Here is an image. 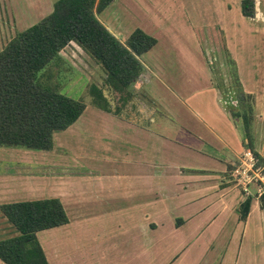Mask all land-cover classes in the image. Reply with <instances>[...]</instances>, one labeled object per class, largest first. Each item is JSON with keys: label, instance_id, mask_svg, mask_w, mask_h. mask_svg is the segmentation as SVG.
Returning <instances> with one entry per match:
<instances>
[{"label": "crops", "instance_id": "1", "mask_svg": "<svg viewBox=\"0 0 264 264\" xmlns=\"http://www.w3.org/2000/svg\"><path fill=\"white\" fill-rule=\"evenodd\" d=\"M56 1L17 2L8 36L16 27L36 24L31 23L39 11L48 16ZM143 1L114 0L99 14L123 42L137 28L158 40L141 57L145 70L132 86L133 97L121 106L110 93L109 111L86 102L76 122L54 132L51 149L0 146L10 150L9 156L0 155V239L19 235L3 204L58 198L69 222L37 232L48 264H73L68 250H103L108 237L115 240L111 249L136 247L146 258L153 249L172 250L171 264H179L182 251L199 246L213 257L207 264L221 259L264 264L261 197L255 187L246 195L231 176L244 149H252L250 140L255 150L264 147V54L258 47L264 39V0H254L252 17L243 13V0L234 8L232 0H223L226 16L215 15V22L197 21L201 15L185 4L159 3L151 12L154 7ZM231 12L239 25L254 26L258 44L249 53L230 45V27L238 25ZM222 31L239 88L217 81L211 67L217 56L210 44ZM96 66V80L104 83V70ZM197 67L202 78L193 72ZM242 92L254 97L250 140L239 116ZM74 155L85 162L74 163ZM0 264L6 263L0 259Z\"/></svg>", "mask_w": 264, "mask_h": 264}, {"label": "trees", "instance_id": "2", "mask_svg": "<svg viewBox=\"0 0 264 264\" xmlns=\"http://www.w3.org/2000/svg\"><path fill=\"white\" fill-rule=\"evenodd\" d=\"M113 1L57 0L48 16L17 32L0 49V146L51 149L54 132L68 128L82 115L86 108L83 100L63 94L51 80L44 81V72L56 59L62 60L60 52L72 42L105 72L104 88L91 87L100 101L97 104L111 109L104 91L113 94L121 106L133 97L132 86L145 70L141 57L158 40L137 28L121 41L99 18ZM254 7V0L242 1L246 16L254 15ZM252 102L254 97L242 92L239 116L249 140ZM249 146L258 156L251 140ZM259 164L264 166V159L259 158ZM250 202L248 199L242 206L244 217ZM1 210L19 235L0 239V259L6 264H48L37 232L69 222L62 202L58 198L25 200L5 203Z\"/></svg>", "mask_w": 264, "mask_h": 264}, {"label": "rangeland", "instance_id": "3", "mask_svg": "<svg viewBox=\"0 0 264 264\" xmlns=\"http://www.w3.org/2000/svg\"><path fill=\"white\" fill-rule=\"evenodd\" d=\"M19 1L20 0H0V49L3 46H5V44L13 37L12 35L8 36V33L11 31L10 29L11 26L13 29V25L10 24L11 22L10 20L13 21L15 17V9L13 7L17 6L16 4ZM224 1L223 0H144L143 2H145V4L148 3V5L154 7L151 9V12H155V10L158 9L159 3H164V4L170 3L175 5L185 4L190 7V9L193 11L194 14L201 15L200 18L198 17L197 21L205 19V21L209 22L211 18V22L212 20L215 22V20H217L219 17H222V15L224 14L223 13L224 10L221 11L220 8L221 3ZM238 1L232 0L230 7L234 8V6L238 3ZM153 4H155V6ZM46 12L47 11H39L37 13L38 17L36 18L35 16L31 24L39 22L45 16ZM215 15H219V17H217L216 19ZM151 19H154L153 16L149 17V20ZM230 20L232 23L236 22V24H238L236 16L232 12L230 14ZM26 26H22V28L24 29L26 28ZM253 27L251 25H245V24L232 25L230 27V32H229V36L231 40L230 45L234 46V43L239 44L240 49H242L243 52L247 51L249 53L250 51L254 50L255 44H258V42H256V39L254 38L255 36L253 35ZM15 29L16 31L14 30L13 35L21 31L20 26L16 27ZM215 30L217 31V29ZM262 41H263L262 44L261 45L258 44V47L264 54V39ZM74 45L75 46L73 45L67 46L64 49V51H62L61 53L62 60L56 59L48 67V69L44 72V81H50V80L53 81V83L56 84L57 87L59 88L60 92L71 98L77 100H83L85 103L86 102L99 103L100 101L97 100L96 96L93 95L91 92V87L93 86L94 87L97 86L101 89L104 88V83L102 82L103 83L102 84L100 81L96 80V77L100 75L96 72L97 69L96 62L81 47H79V45L78 46L77 44ZM210 46H212L213 48L212 56L213 54L217 56V59L213 60L211 64L216 80L220 81L222 79L224 80V82H227L229 84L232 82L233 87L239 88L240 84L239 85L237 84L236 77H238V79L240 78L237 74L236 68H234L233 59L230 56L227 57L225 32L222 31V35H219L218 39L214 38ZM200 59L201 58H198V61H200ZM165 60L167 59L165 58ZM197 71H198V67L193 72L196 73ZM199 71L197 73L198 74L197 76L198 78L199 77L202 78L201 70L199 69ZM103 73L105 74L104 71ZM234 73L235 76H233ZM86 85L87 87L85 88ZM104 92L105 95L109 97L108 91H104ZM254 114L255 113H253V115ZM7 151L10 150L0 151L1 153L0 155L9 156L8 154H6ZM257 153L259 154L258 158L264 159V147L262 149H258ZM70 158L74 163L85 162L83 160L77 159L75 155L70 156ZM102 229L107 230L106 225H103ZM108 230L110 229L108 228ZM123 239H124L123 236H119L118 238H116V240H118L119 242H121ZM114 241L115 240L111 237H108V239L102 241L101 243H103V250L99 248H95V249L89 248L87 250H80V251L78 249L68 250L72 252L70 254L71 258L69 259V262H72L73 264H94L95 261L98 264H171V261L173 259L172 250L169 251L166 249L162 250L161 247L158 249H153L152 251L150 250L151 252L150 256L146 253L147 258L145 256H142V251L137 249L136 247L127 248V249H116V247L113 246V248L111 249V244ZM69 248L72 249V247ZM137 252L141 253V255L138 256ZM208 252L210 251L202 249V247L200 246L197 247V249L195 250L193 249L184 250L182 251V258L179 264H194L197 261L198 264H207L208 262L210 263L213 257L210 258V254H208ZM215 259L216 257L214 256V261ZM216 262L215 264H217ZM218 264H222V259L219 260Z\"/></svg>", "mask_w": 264, "mask_h": 264}, {"label": "built area", "instance_id": "4", "mask_svg": "<svg viewBox=\"0 0 264 264\" xmlns=\"http://www.w3.org/2000/svg\"><path fill=\"white\" fill-rule=\"evenodd\" d=\"M231 176L246 195L253 193L255 187L258 197H264V166L259 164L256 152L250 148L244 149L231 171Z\"/></svg>", "mask_w": 264, "mask_h": 264}]
</instances>
